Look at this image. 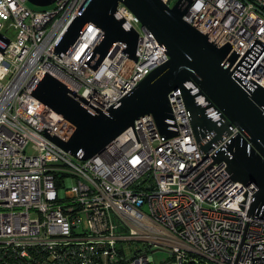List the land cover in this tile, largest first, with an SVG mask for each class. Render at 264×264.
<instances>
[{
  "label": "built area",
  "instance_id": "1",
  "mask_svg": "<svg viewBox=\"0 0 264 264\" xmlns=\"http://www.w3.org/2000/svg\"><path fill=\"white\" fill-rule=\"evenodd\" d=\"M87 1L30 7L0 0V264H264V204L247 214L255 186L231 181L224 162H212L238 131L229 126L202 152L213 132L194 138L179 89L167 94L172 136L144 114L84 160L47 139L65 140L73 126L32 96L44 72L94 112L115 105L167 60L121 3L112 16L136 33L134 59L116 41L94 69L85 65L100 34L91 22L56 55ZM160 1L169 7L175 0ZM181 18L216 47L229 46L236 55L229 71L245 89L264 87V0H190ZM184 87L205 114H218L193 82ZM128 240L148 252L126 257L117 243ZM154 253L163 256L154 261Z\"/></svg>",
  "mask_w": 264,
  "mask_h": 264
},
{
  "label": "water",
  "instance_id": "2",
  "mask_svg": "<svg viewBox=\"0 0 264 264\" xmlns=\"http://www.w3.org/2000/svg\"><path fill=\"white\" fill-rule=\"evenodd\" d=\"M26 1L33 6H46L53 2ZM189 2L175 0L168 7L160 0L87 1L81 14L72 19L59 38L54 48L56 55L66 53L83 25L91 22L99 28L100 34L84 60L85 65L94 69L116 41L123 42L125 52L134 59L136 33L124 28L121 20L112 16L117 3H121L140 25L153 34L163 47L167 60L152 68L130 93L104 111L92 112L82 107L68 95L75 96V93L48 72L41 76L32 96L73 126L67 139L46 135L47 139L71 155L81 151V159L84 160L95 155L144 114H151L161 134L172 136L174 133L165 127L166 119L170 117L167 94L179 89L194 138L199 140L205 132H213L210 139L201 145L202 152L220 140L223 133L228 134L229 126L236 127L237 134L229 140L225 150L215 152L212 162H224L225 172L231 181L255 186L256 191L247 210V214H252L257 203L264 204V87L257 85L248 91L231 76L229 68L236 55H228L229 46L216 47L206 40L204 34L182 20ZM2 49L0 46V51ZM189 81L217 108L215 117L205 114L184 87ZM220 119L222 122L216 125Z\"/></svg>",
  "mask_w": 264,
  "mask_h": 264
},
{
  "label": "rangeland",
  "instance_id": "3",
  "mask_svg": "<svg viewBox=\"0 0 264 264\" xmlns=\"http://www.w3.org/2000/svg\"><path fill=\"white\" fill-rule=\"evenodd\" d=\"M30 7H34L32 5L29 4ZM6 36L11 38L12 37V33L11 31H7L6 33ZM141 211L146 213V209H145V206L141 207ZM118 244H122L123 246V249H124V255L126 257H130V256H133V252L134 250L138 249V252L140 253L141 251L142 252H148L147 248H143V245L140 241H134V240H128V241H123L121 243H117ZM159 256H163V254L161 253H154L152 254V258L154 259V261H156V259L159 257Z\"/></svg>",
  "mask_w": 264,
  "mask_h": 264
}]
</instances>
